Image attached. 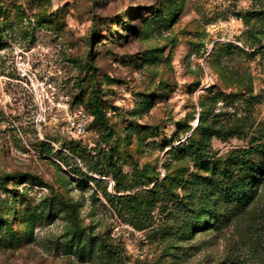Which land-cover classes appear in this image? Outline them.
Returning a JSON list of instances; mask_svg holds the SVG:
<instances>
[{
	"label": "rangeland",
	"instance_id": "1",
	"mask_svg": "<svg viewBox=\"0 0 264 264\" xmlns=\"http://www.w3.org/2000/svg\"><path fill=\"white\" fill-rule=\"evenodd\" d=\"M0 264H264V0H0Z\"/></svg>",
	"mask_w": 264,
	"mask_h": 264
},
{
	"label": "trees",
	"instance_id": "2",
	"mask_svg": "<svg viewBox=\"0 0 264 264\" xmlns=\"http://www.w3.org/2000/svg\"><path fill=\"white\" fill-rule=\"evenodd\" d=\"M100 111L96 110L93 111L91 114L94 115L95 118L99 116ZM200 123L196 125L195 130H199ZM192 137V136H191ZM191 137L186 140L185 144L182 146H179L177 148H172L170 151L173 152L174 150L178 151L184 148L185 145H187L185 148H188V146L192 143ZM193 152V159H195V162L202 161L203 158V151L200 147V145H195V148L192 150ZM234 169H227L225 172H223L219 177H217L214 181V184L216 185V188L221 192L225 193L226 195H229L232 200L234 199L238 202L244 201L247 198V179L245 175H239ZM203 191H206V188H203ZM205 201V198H204Z\"/></svg>",
	"mask_w": 264,
	"mask_h": 264
},
{
	"label": "built area",
	"instance_id": "3",
	"mask_svg": "<svg viewBox=\"0 0 264 264\" xmlns=\"http://www.w3.org/2000/svg\"><path fill=\"white\" fill-rule=\"evenodd\" d=\"M78 116H82V120L73 122L72 127L74 134H76L77 136H82L85 133V116L83 114H78Z\"/></svg>",
	"mask_w": 264,
	"mask_h": 264
}]
</instances>
